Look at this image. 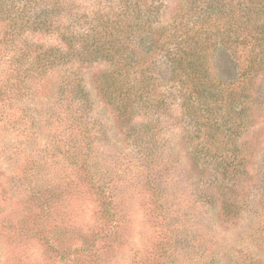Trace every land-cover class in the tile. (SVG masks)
<instances>
[{
    "label": "trees",
    "instance_id": "obj_1",
    "mask_svg": "<svg viewBox=\"0 0 264 264\" xmlns=\"http://www.w3.org/2000/svg\"><path fill=\"white\" fill-rule=\"evenodd\" d=\"M97 2L98 9L87 14L72 4L73 10L67 9L64 0H0V122H4L0 131L20 134V142L27 146L29 136L36 135V110L47 115L48 141L25 158L20 155L22 166L13 174L17 184L12 187L22 190L43 163L56 162L55 155L62 153L69 157L75 171L71 172L84 176L80 188L84 184L106 196L105 212L116 207L119 200L107 191L109 184L101 182L91 155L95 144L108 136L103 122L93 116L95 104L76 70L101 66L93 76V87L119 123L123 150L118 156L133 160L137 177L154 199L177 201L172 213L188 204L194 210L193 226L202 219L198 208L221 203L222 214L234 218L241 206L255 212L256 232L264 230V212L258 216L257 209L258 203L264 206V194L258 193L255 202L254 194H249L251 200L241 199L246 185L241 189L240 172H244L241 167L246 169L248 155L235 149L239 147L235 137L242 139L254 126L250 111L264 105V0H158L147 4L145 14L143 0ZM53 35L57 42L45 45ZM218 52L232 53L236 63H242V84H227L212 75L211 59ZM163 65L169 73L153 71ZM157 86L166 88L159 97L153 95ZM170 90L175 97H170ZM16 98L23 99L24 106L13 114L7 103ZM176 106L180 114L172 117L169 112ZM177 127L199 169L203 165L216 173L213 181L185 185L179 161L163 141ZM52 137L56 142H51ZM5 147L0 148L3 157L10 155ZM45 186L24 195V200L41 204L44 211L53 189ZM263 188L264 175H260L257 189ZM208 189L212 193H206ZM36 233L32 226L29 236ZM61 242L58 238L49 242V249L56 247L59 254Z\"/></svg>",
    "mask_w": 264,
    "mask_h": 264
},
{
    "label": "rangeland",
    "instance_id": "obj_2",
    "mask_svg": "<svg viewBox=\"0 0 264 264\" xmlns=\"http://www.w3.org/2000/svg\"><path fill=\"white\" fill-rule=\"evenodd\" d=\"M64 1H68L67 9L73 10L72 4L79 13L91 14L99 7L97 0ZM152 1L158 0H143L145 8L142 14L147 12L146 6ZM166 19L167 17L162 18ZM54 38L56 35L48 36L44 44L57 42ZM227 54L218 52L212 55V75H217L227 84L239 85L242 82V63L237 64L234 55ZM101 68L87 66L76 70L81 72L95 104L93 116L103 122L102 126L108 136L106 140L95 144L91 155L95 159V170L101 175V182H107V191L119 200L115 203L116 207L105 212L103 201L107 202L106 196H100L93 188L88 189L84 184L80 188L81 177L84 176L72 173L75 171L71 170L72 165L67 160L69 157L62 153L55 155L56 162L49 160L40 164L38 171L25 183L22 190L12 187L17 184L13 180V174H17L22 166L20 158H25L30 150H35L42 142L44 144L48 141L45 136L47 115L36 110L37 131L36 135L33 133L29 136L32 140L27 146L23 147L20 142V134L9 136L5 129L0 131V148L6 146L5 153H10L7 157H3V152L0 153V264H264V230L256 232L255 212L244 211L245 208L239 206L236 217L229 218L222 214L221 203H216L198 208L202 210V219L196 220L194 226L190 225V216L194 210L188 204L181 206L178 213H172L177 201H172L169 197L162 200V203L155 200L153 192L143 186V182L137 177L133 160L129 156H118V151L123 150L118 134L119 123H116L100 102L93 87V76ZM153 71L162 75L166 71L169 73V68L163 65ZM2 79L5 81L7 78ZM165 89L157 86L153 95L159 97L166 92ZM15 92L13 93L17 95ZM170 93L171 98L176 96L173 90ZM252 93L257 97V93ZM7 104V111L13 114L24 106L23 99L18 98ZM169 113L172 117L180 114L177 106L172 107ZM249 116H252L254 126L243 137L244 140L235 137L239 146L235 149L248 155L246 169L241 167L244 172H240L241 189L246 185L241 199L246 201L247 198H252L255 202L258 193L264 194V188L262 191L257 189V179L264 175V105L253 107ZM136 122L138 124L141 121L137 119ZM50 140L52 143L56 142L53 137ZM163 141H167V147L179 161L181 174L187 179L186 186L195 187L201 184L202 179L213 181L216 173L203 165L199 169L184 145L178 127L170 130ZM245 141L248 146L244 145ZM60 147L62 148L61 145ZM118 165H121V169ZM245 174L247 182L252 179L248 186L247 182L244 183ZM71 179L75 180L74 183L70 182ZM45 184H50L53 189L49 194L48 205L42 211L41 204L24 200V195L44 188ZM54 184L60 185L55 187ZM26 188L28 189L25 191ZM205 192L212 193L210 189ZM249 194L254 195L250 198ZM257 209L260 216L264 212L262 203H258ZM32 226L37 233L30 237L28 232ZM186 227L189 229H183ZM170 231L179 232L171 234ZM178 237L181 238L180 241H176ZM57 238L62 239L59 254L56 247L51 251L48 246L49 242L54 243Z\"/></svg>",
    "mask_w": 264,
    "mask_h": 264
}]
</instances>
